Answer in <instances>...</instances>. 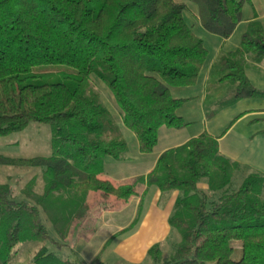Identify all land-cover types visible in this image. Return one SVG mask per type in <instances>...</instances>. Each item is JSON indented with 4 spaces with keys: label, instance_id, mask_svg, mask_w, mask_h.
Wrapping results in <instances>:
<instances>
[{
    "label": "trees",
    "instance_id": "1",
    "mask_svg": "<svg viewBox=\"0 0 264 264\" xmlns=\"http://www.w3.org/2000/svg\"><path fill=\"white\" fill-rule=\"evenodd\" d=\"M189 1L196 5L200 25L223 39L241 22L244 0ZM185 8L175 0H0V136L30 122L45 123L52 151L27 159L0 154V165L42 167L47 179L39 195L32 180L26 187L36 204L14 200L9 186L0 184V264H13L15 247L26 241L41 244L32 264H77L43 246L50 237L37 204L63 189L80 193L73 223L85 218L89 192L128 200L139 183L182 193L168 218L180 242L163 264H264V175L251 172L228 192L231 172L239 166L220 154L218 137L207 131L164 150L152 170L132 183L115 186L99 177L104 158L120 159L127 142L91 88V74L112 93L140 153L153 151L160 127L186 126L177 111L187 99L174 98L170 88L195 85L208 51L186 22ZM43 65L73 71H36ZM259 65H264V26L254 18L238 48L219 53L210 67L209 77L233 86L225 107L264 97L245 73ZM206 101L207 86L202 108L211 118ZM201 180L219 192L217 199L198 187ZM234 243L238 259H233ZM161 254L158 245L148 250L155 263Z\"/></svg>",
    "mask_w": 264,
    "mask_h": 264
},
{
    "label": "rangeland",
    "instance_id": "2",
    "mask_svg": "<svg viewBox=\"0 0 264 264\" xmlns=\"http://www.w3.org/2000/svg\"><path fill=\"white\" fill-rule=\"evenodd\" d=\"M185 3L186 8L183 16L188 24L192 26L195 35L204 41L208 51V56L203 72L210 63L211 59L217 54L220 47L226 49L235 47L238 43L241 33L247 29L248 22L256 18L264 26V0H244L241 9V22L237 25L230 39L223 43L221 37L211 34L203 28L196 19V5L189 0H175ZM236 43V44H235ZM38 72H72L73 68L65 65H43L36 68ZM252 84L257 90L264 91V73L249 71ZM254 75V76H253ZM216 76L208 78L207 82V101L205 107L212 110L214 114L211 118H205L204 110L200 108L197 98L185 103L178 114H183L184 122L188 124L182 129L175 130L163 127L160 129V138L151 154L140 157L138 143L135 135L121 120V111L118 108L112 93L108 87L94 74L90 75L91 88L99 94L101 102L112 114L115 123L119 126L124 139L127 142L128 154L124 153L121 159L128 156L136 164L135 171L144 173L147 165H150L159 148L162 147L165 135L169 132H178L177 140L185 139L200 134L203 131L216 134L220 137L219 146L223 153L229 158H236L240 167L234 170L229 185L225 188L228 192L235 191L241 184L244 177L251 172L264 174V97L243 98L231 106L225 107L232 97L233 86L230 83H218ZM198 89H190V95L195 96ZM52 153L50 146V128L45 123L30 122L23 130L0 136V154L10 158H33L48 157ZM146 161V165L144 162ZM42 167H15L10 165H0V184L8 185L12 192V198L16 201H26L30 204H36L32 197L25 194L26 187L30 180L33 182L34 194L43 193L46 176ZM124 184L132 183V180H125ZM204 187L209 198L215 200L219 192L211 191L207 180H201L198 186ZM154 190L155 187H153ZM161 196L162 205L166 204L169 197L176 193L182 195L178 190L158 191ZM261 199H264V185L261 187ZM94 194L92 197H86L87 208L90 210L88 217L82 220H73L72 214L82 203V195L68 191L66 189L54 192L41 204H37L40 211L41 220L49 234L50 239L43 243V246L51 253H54L59 259L68 260L77 264H163L167 261L176 246L180 242V234L172 228L163 215L169 213V206L160 213L158 220V232L153 234L152 239L155 242L149 243L144 234L135 233L138 212L132 205L119 215V218L125 222L126 231L114 235V224H111L113 217L109 213L99 215L98 210L116 207L115 202L106 201ZM116 200V199H115ZM112 204L113 206H108ZM105 205V206H104ZM162 207V206H161ZM139 210V206L137 207ZM174 205L171 208L173 213ZM108 211V210H107ZM135 212L132 217L130 213ZM87 214V213H86ZM120 220V221H121ZM122 222V223H123ZM129 226V228H128ZM134 227L132 230L131 228ZM59 232H64L63 238ZM113 236V237H112ZM112 237V238H111ZM134 237V239H131ZM151 239V238H150ZM122 240H132V250L138 254L136 258L141 259L138 262L132 258H126L127 249L118 245ZM152 240V241H154ZM149 243V244H147ZM158 245L161 251L160 263L152 261L151 257L145 252L142 255L143 245ZM38 244L33 241H26L18 244L14 249L13 264H32L34 253L38 250ZM142 246V247H141ZM233 259L240 257V248L238 243H234ZM140 252V253H139ZM143 257H142V256Z\"/></svg>",
    "mask_w": 264,
    "mask_h": 264
},
{
    "label": "crops",
    "instance_id": "3",
    "mask_svg": "<svg viewBox=\"0 0 264 264\" xmlns=\"http://www.w3.org/2000/svg\"><path fill=\"white\" fill-rule=\"evenodd\" d=\"M196 19H197V14H196ZM188 25H190V24H188ZM230 37L227 38V39H223V38H221V39H222L223 43H225L226 41H228L230 39ZM240 37H239L238 43H237V45L235 47L234 46L233 47H228L226 49H221L222 47H220L218 49L217 54L211 59L210 63L206 67V70L204 72H203V70L202 71L200 70L199 77H198V80H197L195 85L193 84L192 86H185V87H171L170 88L171 96H173L174 98L187 99V101L185 103H189V102L193 101V98H197L198 99L197 101L200 104V108L203 111L202 107H203V103H204V99H205L206 86H207V82H208L207 80H208L209 72H210V69H211L210 67L212 66V64L217 59L219 53H222V52L226 53V52H229V51L232 52L233 50L238 48L239 43H240ZM204 65H205V63L203 64L202 68L204 67ZM259 66L260 67H257V68L249 66L245 70L246 76H247V78L249 79V81L251 83H252V80H251V76H250L249 71H251L252 73L254 71L264 73V65H259ZM190 89H198L197 90L198 91L197 94L195 96L190 95L191 94V93H189ZM182 106L178 109V111L179 110L181 111ZM178 111H177V114H178ZM183 114H180V112H179L178 115L183 119ZM262 114H264V113H262ZM204 116H205V114H204ZM187 124H188V122H186V125ZM163 127H165V126L160 127V129L163 128ZM160 129H159V131H160ZM169 129H174V128H169ZM175 130L177 131L179 129H175ZM177 133L178 132H169V135H165L166 137L164 138V142L162 144V147L159 148L158 152L155 154L154 158L152 159V162H150L151 164L147 165L145 167L143 174L140 173V172L138 173V171H135L136 167H132V166L135 165L136 163L132 162L128 156H126V158H124V159L120 158V159H117V160L112 158V157L107 156V157L104 158L103 171H102V174H100L99 177L102 178V179L109 180L115 186H119V185L124 184L123 182H125V180H127V179L132 180V182H133L135 180V178H137L139 176L146 175L148 172H150L152 170V168L154 167V164L156 162L157 157L164 150L170 149V148L178 146L180 144L183 145V143L186 142L188 139H190V138H192L194 136H197L199 134L198 133L197 135H194V136L191 135V137H186L185 139H182V140H179V139L177 140V138L179 137L177 135ZM208 134H211L212 136L218 137V144H219L220 137L218 135L212 134L210 132ZM159 138H160V136L158 137V140H159ZM219 152H220L221 155L225 156L230 161L237 162L238 166L240 167V163L237 161V159L236 158L227 157V154L222 152L220 146H219ZM126 153L128 154V148H127ZM151 153H148V154H151ZM148 154L140 153V155H142L140 157H143V155H148ZM146 164L147 163L145 161L144 165H146ZM262 175H264V174H262ZM153 187H155V189L160 191L156 186H153V185L146 186L144 184H140L139 183L133 189V190H135L134 195H132L128 200L117 199L114 196H108L106 198V201H109V202L114 201L115 202L114 206H116V207H108V209H100V210H98V212H99V215H105V214L109 213L111 215V217H113V219L111 220L110 223L114 224V228H113V230L115 232L114 235H116L118 233H121L123 231L124 232L126 231V229H127L126 224H125V222H123L119 218V215L122 212H124L126 209H128V208H131V210H132V208H133L132 205H133L134 208L136 209V211L138 212L137 216L139 218V220H137V223L135 225L136 226L135 227L136 228V232L135 233L139 234V233L142 232L144 234V238L145 237L147 238L146 241L150 240L148 242L151 243V244H153L152 242H155V240L152 239L153 237H151V236H153V234H156L158 232V230L156 228L158 227L157 218H158L159 214L160 213H164V211L169 206V213L166 214V215H163V219L165 218L167 220V222H168V218L172 214L171 213V208L174 205L176 198L179 197L180 195H178L176 193L172 194V197H169L168 201H166L167 203L165 205L164 204L162 205L159 202V201H161V196H159L160 192H157V190H154ZM198 187L201 188L202 190H205L204 187H201V184ZM94 194L98 195V197L100 198L99 200L102 199V197L100 196V192H89L87 197H92V195H94ZM108 206H113V205L110 204ZM138 206H139V210H137ZM89 214H90V210L88 209L85 218L88 217ZM130 214H131L130 216L133 217L135 215V212H133V213L131 212ZM128 228H129V226H128ZM133 228L134 227H132L131 230ZM131 239H134V237H131ZM152 240H154V241H152ZM149 243H147V244H149ZM132 245H133L132 244V240H122L121 243L118 245V247L121 246L123 249L124 248L127 249V252L125 253L127 255L126 258H132L133 261L138 262L141 259L136 258L137 255H138L136 253V251H135V253L131 252ZM152 246L153 245H146V244L143 245V251H141L142 255H144L145 252L148 255V250Z\"/></svg>",
    "mask_w": 264,
    "mask_h": 264
}]
</instances>
